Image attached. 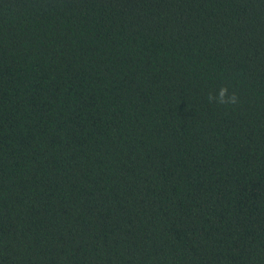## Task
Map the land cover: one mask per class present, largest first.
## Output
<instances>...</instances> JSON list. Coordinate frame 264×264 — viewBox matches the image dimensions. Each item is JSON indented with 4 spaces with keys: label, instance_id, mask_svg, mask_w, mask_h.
<instances>
[{
    "label": "trees",
    "instance_id": "1",
    "mask_svg": "<svg viewBox=\"0 0 264 264\" xmlns=\"http://www.w3.org/2000/svg\"><path fill=\"white\" fill-rule=\"evenodd\" d=\"M0 264H264V0H0Z\"/></svg>",
    "mask_w": 264,
    "mask_h": 264
},
{
    "label": "clouds",
    "instance_id": "2",
    "mask_svg": "<svg viewBox=\"0 0 264 264\" xmlns=\"http://www.w3.org/2000/svg\"><path fill=\"white\" fill-rule=\"evenodd\" d=\"M209 103L217 105H237L239 96L235 91L229 92L228 86H221L216 93H209L207 97Z\"/></svg>",
    "mask_w": 264,
    "mask_h": 264
}]
</instances>
